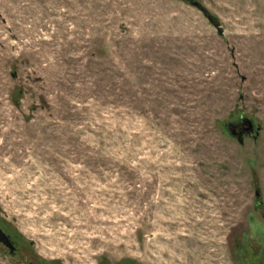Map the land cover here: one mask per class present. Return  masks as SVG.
I'll return each instance as SVG.
<instances>
[{"label": "rangeland", "instance_id": "obj_1", "mask_svg": "<svg viewBox=\"0 0 264 264\" xmlns=\"http://www.w3.org/2000/svg\"><path fill=\"white\" fill-rule=\"evenodd\" d=\"M194 1L0 0V264H264V0Z\"/></svg>", "mask_w": 264, "mask_h": 264}, {"label": "water", "instance_id": "obj_2", "mask_svg": "<svg viewBox=\"0 0 264 264\" xmlns=\"http://www.w3.org/2000/svg\"><path fill=\"white\" fill-rule=\"evenodd\" d=\"M188 1L192 6L196 7L201 13L205 14V16L208 18L209 22L213 23L214 19L213 17L207 13V11L205 9H203L199 3H197L194 0H185ZM225 127H227L230 135L236 139V141H238L240 144L243 143L242 141V132H246V133H251L254 131V126L252 124L251 120L248 119H242L240 121V124L238 126L235 125H230V124H225ZM259 130L260 128H257V131L254 134L253 139H256L258 134H259ZM256 195H258V192L256 191ZM0 243L9 250V253H14L16 252V248L13 246L12 241L10 240V238L3 233V231L0 228Z\"/></svg>", "mask_w": 264, "mask_h": 264}, {"label": "flooded vegetation", "instance_id": "obj_3", "mask_svg": "<svg viewBox=\"0 0 264 264\" xmlns=\"http://www.w3.org/2000/svg\"><path fill=\"white\" fill-rule=\"evenodd\" d=\"M239 124H240V123H239ZM239 124H236L235 126H238ZM243 135H244V136H248L249 134L243 131L241 136H243Z\"/></svg>", "mask_w": 264, "mask_h": 264}]
</instances>
